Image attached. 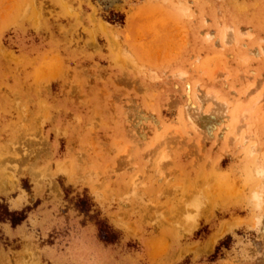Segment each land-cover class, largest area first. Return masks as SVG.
Instances as JSON below:
<instances>
[{
  "label": "rangeland",
  "instance_id": "1",
  "mask_svg": "<svg viewBox=\"0 0 264 264\" xmlns=\"http://www.w3.org/2000/svg\"><path fill=\"white\" fill-rule=\"evenodd\" d=\"M262 162L264 0H0V264H264Z\"/></svg>",
  "mask_w": 264,
  "mask_h": 264
},
{
  "label": "bare ground",
  "instance_id": "2",
  "mask_svg": "<svg viewBox=\"0 0 264 264\" xmlns=\"http://www.w3.org/2000/svg\"><path fill=\"white\" fill-rule=\"evenodd\" d=\"M196 110L197 111H199V112H202V104H201V102L200 101H198V103H197V106H196ZM248 110H250V108L248 109ZM203 116V115H202ZM244 117V115H243V113H242V118ZM188 118H189V120H191L192 118H191V116L189 117V115H188ZM250 152H253L252 150H250ZM263 164V165H262ZM262 169H264V162H262ZM257 169H258V167H257Z\"/></svg>",
  "mask_w": 264,
  "mask_h": 264
}]
</instances>
